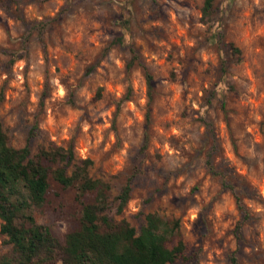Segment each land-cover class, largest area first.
<instances>
[{
	"label": "clouds",
	"instance_id": "obj_1",
	"mask_svg": "<svg viewBox=\"0 0 264 264\" xmlns=\"http://www.w3.org/2000/svg\"><path fill=\"white\" fill-rule=\"evenodd\" d=\"M207 6L0 3V152L22 153L31 139L29 155L13 165L60 153L45 166L68 181L45 188V203L25 213L36 227L63 238L76 230L73 216L95 205L103 208L97 235L112 238L117 256L136 248L152 216L157 235L174 230L169 250L181 240L195 250L194 264H264V0H211L206 15ZM16 183L31 204L24 178ZM126 227L134 229L130 238L120 236ZM83 255L97 264V251ZM41 262L64 264V257L59 249L51 260L21 251L0 236V264Z\"/></svg>",
	"mask_w": 264,
	"mask_h": 264
},
{
	"label": "trees",
	"instance_id": "obj_2",
	"mask_svg": "<svg viewBox=\"0 0 264 264\" xmlns=\"http://www.w3.org/2000/svg\"><path fill=\"white\" fill-rule=\"evenodd\" d=\"M211 0H208L206 14L209 11ZM34 131L29 133V137ZM5 142V137L0 134V146ZM29 155V148L22 153L9 152L7 150L0 152V220L6 221V225H0V233L11 237L21 251L40 252L44 251L49 259L54 258V251L59 252L64 257V264H85L87 257L83 255L86 249H93L99 253L97 264H171L183 249L180 241L176 243L171 250L166 245L168 237L172 235V229H169L163 235H157V221L149 216V226L144 228V237L135 242L136 248L126 251L123 256H117L111 243V237L107 235H97L98 229L95 221L96 213L103 211V208H97L95 205L84 206V217L78 219V225L75 231L70 232L58 241L47 227H36L31 216H25V213L32 205L41 206L44 202L42 193L49 187V179L55 182L67 184L63 173H52L49 167L45 165L54 164L57 157L63 159L60 153L49 154L41 151L39 161H30L27 168H21L18 164L13 165L17 156L21 160ZM7 170V171H5ZM23 177L26 181L25 187L31 192V201L18 190L17 179ZM87 188H94L93 185H86ZM130 189L126 188L121 199H126ZM103 194H101L102 197ZM23 218L26 223L16 227L13 220ZM104 223L108 224L105 217ZM29 224L32 226L30 227ZM134 229L125 228L120 231V236L131 237ZM234 259L232 260V263ZM43 264V262H41Z\"/></svg>",
	"mask_w": 264,
	"mask_h": 264
},
{
	"label": "rangeland",
	"instance_id": "obj_3",
	"mask_svg": "<svg viewBox=\"0 0 264 264\" xmlns=\"http://www.w3.org/2000/svg\"><path fill=\"white\" fill-rule=\"evenodd\" d=\"M177 2H179V0H177ZM0 3H3V0H0ZM184 6H188L187 5V3H185V5ZM211 9V5H210V7H209V10ZM208 14V13H207ZM206 14V15H207ZM116 43H119V40H117L116 41ZM138 58V57H137ZM134 62L135 61H133V62H130L129 63V68H131V67H133V64H134ZM189 64H191V60L189 61ZM5 69L6 70H10V65H6L5 66ZM185 76H187V72H185ZM147 79H148V81H149V96H150V98L152 97V95H153V91L155 90V87H156V84H155V82L153 81V78H152V75L151 74H149L148 76H147ZM173 79H175V75L173 74ZM100 98V96H99V94H98V96H97V99H99ZM130 98V97H129ZM149 112L151 113V109L149 110ZM33 131L35 132V129H33ZM31 137V136H30ZM29 148H30V146H31V139H29ZM147 147V145H145V148ZM143 153V150H142V152H141V154ZM212 163V156L210 155L209 156V164H211ZM139 171H140V169L139 168H136L135 169V172L136 173H139ZM214 174H219V175H223V173L222 172H218V173H214ZM135 179V176H133L131 179H129L128 180V184L129 185H131L132 184V181ZM48 182H49V186L50 185H52V184H54L55 183V181L54 180H52V179H49L48 180ZM228 185H225V187H227ZM159 191V190H158ZM194 191H198V189H194ZM173 203H175L176 202V198H174V200L172 201ZM45 203V200H44V202L42 203V205ZM146 203H148V204H151L152 203V199H151V195L149 194V199L146 201ZM41 205V206H42ZM49 206H52L51 205V202H49ZM60 207H62V205L60 206ZM57 212H59V208H56L55 209ZM60 214H65V213H60ZM73 219L76 221V227H77V225H78V219L75 217V216H73ZM179 226V222L177 221L176 222V227H178ZM48 229H49V231L52 233V235L58 240V241H60V242H62L63 241V238H61V237H58L54 232H53V230H52V228L51 227H47ZM237 231H239V229H237ZM0 236H3L1 233H0ZM171 237V239H167V242H166V245H167V247H168V245H170V244H173V241L175 240V235H174V230L172 229V235L170 236ZM181 242H182V244H183V249H182V251L180 252V254L177 256V258L171 263V264H194V261H195V256H194V254H193V252L195 251V250H193V251H189V249H188V247L183 243V241L181 240ZM203 242H204V237L203 236H201V238L198 240V243H200L201 245H203ZM175 245V244H174ZM173 245V246H174ZM232 264H237V261L234 259V262L232 263Z\"/></svg>",
	"mask_w": 264,
	"mask_h": 264
}]
</instances>
